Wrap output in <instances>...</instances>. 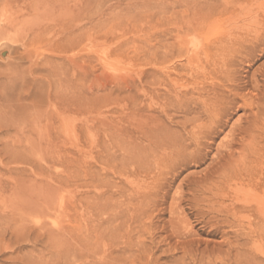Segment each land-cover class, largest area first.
<instances>
[{
  "label": "rangeland",
  "instance_id": "374dc122",
  "mask_svg": "<svg viewBox=\"0 0 264 264\" xmlns=\"http://www.w3.org/2000/svg\"><path fill=\"white\" fill-rule=\"evenodd\" d=\"M93 1L95 12L105 10L107 0ZM62 12L49 0H0V34L17 39L0 36V264H233L202 258V251L216 249L223 239L207 234L209 219L198 211L206 212L207 203L186 188L230 128L205 165L160 179L167 187L141 205L137 220L128 217L137 182L129 185L127 175L137 164L126 162V142L131 138L134 148L140 146L139 122L147 113L138 109L151 102L161 76L154 64L160 40L149 37L160 20L149 16L140 23L144 29L125 31L124 38L136 44H126L124 52L116 51L117 38L107 39L99 29L86 51V43L65 53L61 45H33L36 28L60 20ZM122 20L109 17L106 28ZM213 25L225 29L222 21ZM263 64L264 58L252 71ZM181 218L193 226L192 238H176ZM262 244L251 264H264ZM191 247L196 251L186 253Z\"/></svg>",
  "mask_w": 264,
  "mask_h": 264
},
{
  "label": "bare ground",
  "instance_id": "6f19581e",
  "mask_svg": "<svg viewBox=\"0 0 264 264\" xmlns=\"http://www.w3.org/2000/svg\"><path fill=\"white\" fill-rule=\"evenodd\" d=\"M49 1L64 12L60 20L40 22L33 45H61L64 53L81 51L83 43L82 50L90 49L96 29L107 39L117 38L116 51L124 52L126 44H136L124 38L125 31L141 27L149 16L160 20L149 37L160 40L154 64L161 76L151 102L138 109L149 114L139 122L140 146L134 148L131 138L126 142V162L137 164L136 171L127 175V183H143L132 186L128 196L135 207L127 216L137 220L147 200L156 198V190L167 187L168 181L164 186L160 179L170 175L176 179L192 166L205 165L217 140L230 128L200 177L184 186L194 199L207 203L206 212L198 209L200 217L209 219L206 224L212 230L207 234L223 239L216 249L206 247L202 258L251 264L257 245L264 241V64L252 71L264 58V0H100L105 8L100 13L92 9L93 0ZM109 17L123 20L108 29ZM217 21L225 29L214 28ZM0 36L2 41H12L16 34L2 30ZM165 37L179 43L167 45ZM133 47L140 53L146 51L139 45ZM240 111L244 113L230 125ZM179 222L183 228L177 230L176 238L196 235L185 218ZM194 250L191 247L186 253Z\"/></svg>",
  "mask_w": 264,
  "mask_h": 264
}]
</instances>
